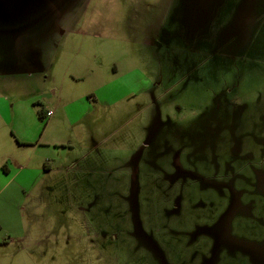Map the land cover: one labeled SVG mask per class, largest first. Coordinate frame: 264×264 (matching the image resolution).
<instances>
[{
    "label": "rangeland",
    "instance_id": "1",
    "mask_svg": "<svg viewBox=\"0 0 264 264\" xmlns=\"http://www.w3.org/2000/svg\"><path fill=\"white\" fill-rule=\"evenodd\" d=\"M0 264H264V0H0Z\"/></svg>",
    "mask_w": 264,
    "mask_h": 264
},
{
    "label": "trees",
    "instance_id": "2",
    "mask_svg": "<svg viewBox=\"0 0 264 264\" xmlns=\"http://www.w3.org/2000/svg\"><path fill=\"white\" fill-rule=\"evenodd\" d=\"M37 114H38V117L39 118H44V115H43V112H42V110H39L38 112H37Z\"/></svg>",
    "mask_w": 264,
    "mask_h": 264
},
{
    "label": "built area",
    "instance_id": "3",
    "mask_svg": "<svg viewBox=\"0 0 264 264\" xmlns=\"http://www.w3.org/2000/svg\"><path fill=\"white\" fill-rule=\"evenodd\" d=\"M51 113V111H48L47 114Z\"/></svg>",
    "mask_w": 264,
    "mask_h": 264
}]
</instances>
